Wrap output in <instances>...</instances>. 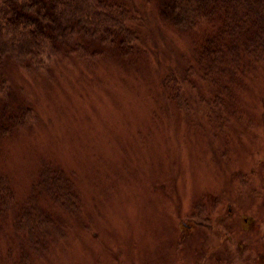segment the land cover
I'll return each mask as SVG.
<instances>
[{
	"label": "rangeland",
	"instance_id": "1",
	"mask_svg": "<svg viewBox=\"0 0 264 264\" xmlns=\"http://www.w3.org/2000/svg\"><path fill=\"white\" fill-rule=\"evenodd\" d=\"M151 2L139 32L160 63L62 59L0 137V264H264V63L236 94L202 78L193 32ZM185 64L180 110L160 77Z\"/></svg>",
	"mask_w": 264,
	"mask_h": 264
},
{
	"label": "trees",
	"instance_id": "2",
	"mask_svg": "<svg viewBox=\"0 0 264 264\" xmlns=\"http://www.w3.org/2000/svg\"><path fill=\"white\" fill-rule=\"evenodd\" d=\"M152 1L156 22L193 32L191 62L199 65L202 78L232 85L236 94L245 76L264 63V0ZM150 3L143 0L145 6ZM144 5L137 0H0V137L35 119L28 92L35 78L46 79L62 59L89 65L109 54L118 61L150 58L160 63L157 43L146 42L139 32L140 15L149 17ZM189 66L171 68L160 77L163 93L180 110L179 84L191 81ZM228 95L235 96L223 97ZM208 101L211 123H223L224 100ZM52 184L47 185L50 192ZM42 222V229L52 228L50 220Z\"/></svg>",
	"mask_w": 264,
	"mask_h": 264
},
{
	"label": "flooded vegetation",
	"instance_id": "3",
	"mask_svg": "<svg viewBox=\"0 0 264 264\" xmlns=\"http://www.w3.org/2000/svg\"><path fill=\"white\" fill-rule=\"evenodd\" d=\"M244 220L246 221V220H247V218H244ZM246 224L248 225V227L250 226L249 228H251V226H252V223H246Z\"/></svg>",
	"mask_w": 264,
	"mask_h": 264
}]
</instances>
